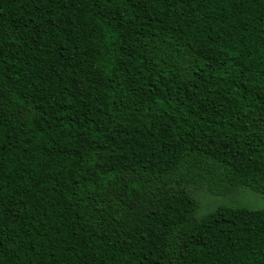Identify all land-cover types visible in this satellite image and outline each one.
<instances>
[{
  "label": "trees",
  "instance_id": "16d2710c",
  "mask_svg": "<svg viewBox=\"0 0 264 264\" xmlns=\"http://www.w3.org/2000/svg\"><path fill=\"white\" fill-rule=\"evenodd\" d=\"M264 0H0V264H264Z\"/></svg>",
  "mask_w": 264,
  "mask_h": 264
},
{
  "label": "rangeland",
  "instance_id": "374dc122",
  "mask_svg": "<svg viewBox=\"0 0 264 264\" xmlns=\"http://www.w3.org/2000/svg\"><path fill=\"white\" fill-rule=\"evenodd\" d=\"M222 203H227L250 210L264 209V195L249 191L247 189L240 190L232 196L224 198H213L202 201V208L198 212V216L204 215L209 208L216 207Z\"/></svg>",
  "mask_w": 264,
  "mask_h": 264
}]
</instances>
